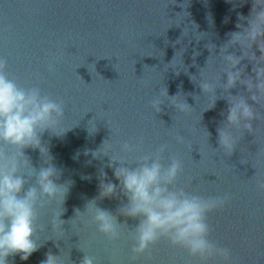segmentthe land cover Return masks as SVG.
Wrapping results in <instances>:
<instances>
[{
	"label": "water",
	"instance_id": "1",
	"mask_svg": "<svg viewBox=\"0 0 264 264\" xmlns=\"http://www.w3.org/2000/svg\"><path fill=\"white\" fill-rule=\"evenodd\" d=\"M251 7V0L241 6L227 0H0V56L7 60L9 75L22 86L38 85L44 93L64 100V125L78 123L63 138L47 132L42 137L63 170L60 182L74 181L61 219L68 221L76 208L83 211L87 200L98 195L100 161L89 165L90 156L81 154L78 160L73 156L85 148L94 150L109 138L108 122L113 142L142 139L143 153L167 144L172 154H179L184 168L178 183L189 191L204 197L230 194L228 206L208 214L210 238L232 249L234 264H264V120L257 124L255 137L245 133L230 157L216 152L217 128L226 121L228 104L220 99L214 109L203 113L206 101L198 83L191 80L192 76L199 80V71L212 54L207 45H216L219 55L227 34L237 31L238 15L248 17ZM230 51L241 54L238 49ZM49 63L55 64L54 73L48 71ZM242 63L251 74V64ZM182 64L183 68H174ZM161 87L169 96L183 94L192 110L176 114L166 102L156 115L150 101ZM231 94L246 92L237 85ZM90 121L98 129L91 137L86 132ZM203 128L211 134L209 142ZM176 134L184 137L183 145L176 143ZM25 154L39 168V152L26 149ZM104 171L116 183L112 170ZM82 175L92 179L82 180ZM126 203L119 196L99 200L98 206L115 215ZM50 220V211L41 213L42 224ZM118 220L130 230L138 224L123 216ZM65 231L69 239L66 245L59 241L60 248L79 243L99 264H110L106 247L115 248L119 264H198L165 238L132 262L129 240L110 246L98 234L93 236L94 229L80 238L71 233L70 225ZM49 251L60 254L49 240L27 261L16 255L9 264H41ZM83 256L72 247V264H80Z\"/></svg>",
	"mask_w": 264,
	"mask_h": 264
},
{
	"label": "clouds",
	"instance_id": "2",
	"mask_svg": "<svg viewBox=\"0 0 264 264\" xmlns=\"http://www.w3.org/2000/svg\"><path fill=\"white\" fill-rule=\"evenodd\" d=\"M227 2L241 6L247 0ZM251 3L249 16L238 15L237 31L227 34L219 55L216 45H207L212 53L203 68H207V72L200 69L199 80L191 77L206 101L203 113L214 109L220 99L228 104L226 121L217 128L218 148L215 149L227 157L233 154L245 133L255 137L257 124L264 120V112L258 111L264 109V0H251ZM230 49H238L241 54L238 56ZM245 60L252 66L251 74L242 63ZM177 66L183 68V64L174 68ZM7 67V60L0 56V264H9V258L16 255L27 261L49 240L55 243L60 254L49 251L41 264H72L73 246L84 254L80 264H99L98 258L85 252L79 243L60 248L59 241L66 245L69 239L66 224L79 238L86 230L94 229L93 236L98 234L110 246L122 240L131 241L132 262L165 238L172 247L184 249L198 264H234L232 249L210 238L212 228L207 219L213 210L228 206L231 195L204 197L189 191L186 185L178 183L184 168L179 154H172L167 144L160 145L154 152L143 153L142 139L113 142L114 133L108 122L109 138L98 148H85L73 156L75 160L81 154L90 156L89 165L93 160L100 161L96 176L98 195L87 200L83 211L76 208L68 221L61 219L74 181L60 182L63 170L54 163L50 146L42 137L47 132L63 138L78 123L66 127L64 100L44 93L38 85L22 86L9 75ZM55 70V64L49 63L48 71L54 73ZM237 85L242 86L246 94L232 95L231 90ZM199 98L194 97L196 101ZM166 102L176 114L186 115L192 110L183 94L169 96L166 87H161L159 94L152 97L150 108L158 115ZM203 129L202 135L209 142L211 134ZM97 131L95 122L90 121L86 129L88 136H94ZM174 138L178 144L185 143L180 134ZM26 149L39 152V168L33 166L25 154ZM105 167L112 170L116 183L108 179ZM81 179L90 181L92 177L82 175ZM119 196L127 203L122 204L115 215L98 206L99 200ZM44 211L51 213L48 224L40 222ZM120 216L138 220L135 229L121 224ZM44 233L47 235L42 236ZM105 252L110 264H119L114 247H106Z\"/></svg>",
	"mask_w": 264,
	"mask_h": 264
}]
</instances>
